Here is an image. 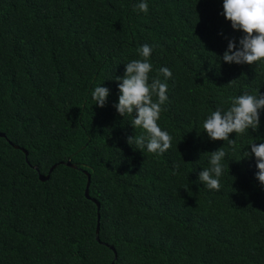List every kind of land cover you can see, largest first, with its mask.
<instances>
[{"label":"trees","instance_id":"16d2710c","mask_svg":"<svg viewBox=\"0 0 264 264\" xmlns=\"http://www.w3.org/2000/svg\"><path fill=\"white\" fill-rule=\"evenodd\" d=\"M136 3L0 0V264H264L255 158L230 160L209 190L198 174L223 141L197 135L217 105L264 93V67L215 63L243 35L222 0H148L139 14ZM145 43L150 78L172 71L158 121L172 147L161 155L130 146L135 129L112 106L114 79ZM98 85L111 90L104 108L90 95ZM251 135L237 156L264 136V112Z\"/></svg>","mask_w":264,"mask_h":264},{"label":"clouds","instance_id":"9594fccd","mask_svg":"<svg viewBox=\"0 0 264 264\" xmlns=\"http://www.w3.org/2000/svg\"><path fill=\"white\" fill-rule=\"evenodd\" d=\"M222 9L221 14L230 22L232 29L243 35L238 41L229 39L223 55L215 54V63L222 61L229 65L264 67V0H222ZM148 10V0H137L133 5V11L137 14L147 13ZM152 51L153 46L145 43L136 49L139 58L124 64V75L114 79L119 94L117 102L112 106L120 117L124 120L128 118V123L135 129V134L128 136L126 142L141 152L161 155L172 147L169 132L162 130L158 124L169 99L166 81L172 77V71L161 67L157 75L150 78L153 71L150 62ZM90 95L96 107L104 108L108 104L111 90L98 85ZM262 112L264 93L257 90L243 91L232 96L227 107L221 103L205 116L201 125L203 131H197V135L206 134L211 141H223V146L207 156V164L198 174L199 183L209 190L219 191L221 178L226 167H229L230 160L239 162L244 158L254 157L258 169L255 178L264 185V136L257 135L254 139L246 140L247 146L237 156L238 149L242 146L237 141H244L252 132H259ZM137 129L141 130L139 134ZM233 133L234 139L230 138ZM226 158L227 165L224 163Z\"/></svg>","mask_w":264,"mask_h":264},{"label":"water","instance_id":"95a60500","mask_svg":"<svg viewBox=\"0 0 264 264\" xmlns=\"http://www.w3.org/2000/svg\"><path fill=\"white\" fill-rule=\"evenodd\" d=\"M4 137H5V134H1V133H0V138H4ZM15 148H19V147L15 146ZM23 152H24L25 155L27 156V152H26L25 150H23ZM63 164L66 165V166H68V167H70V168H74V169H76V166L73 165V164L71 163V159H69L67 163H63ZM56 168H57V165L53 166V167L51 168V170L49 171L48 175H46V176L41 175V176L39 177L40 180H41L42 182H46V181H48V180L50 179V177H51V173H52ZM90 183H91V177H90V175H88V182H87L86 191H85L86 198H88V199H91V197H90V195H89V187H90ZM92 201L96 204L97 209L100 210V207H101V206H100V203L97 202V200H95V199L92 200ZM99 223H100V216L98 215L97 234H99V231H100V225H99ZM98 239H99V237H98ZM111 249H113V247H112ZM113 264H114V263H113Z\"/></svg>","mask_w":264,"mask_h":264}]
</instances>
